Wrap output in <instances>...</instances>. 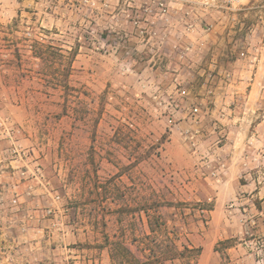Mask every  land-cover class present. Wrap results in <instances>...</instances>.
<instances>
[{"label": "rangeland", "instance_id": "obj_1", "mask_svg": "<svg viewBox=\"0 0 264 264\" xmlns=\"http://www.w3.org/2000/svg\"><path fill=\"white\" fill-rule=\"evenodd\" d=\"M0 264H264V0H0Z\"/></svg>", "mask_w": 264, "mask_h": 264}, {"label": "built area", "instance_id": "obj_2", "mask_svg": "<svg viewBox=\"0 0 264 264\" xmlns=\"http://www.w3.org/2000/svg\"><path fill=\"white\" fill-rule=\"evenodd\" d=\"M229 1H237V2H239L240 0H229ZM160 4H161V3H160ZM210 102H211V101H210ZM212 102H213V101H212ZM212 102H211V103H212ZM12 151H13L14 153H16V156H19V155H20L18 149H13ZM37 170H38V172H40V169H39V168H38Z\"/></svg>", "mask_w": 264, "mask_h": 264}, {"label": "crops", "instance_id": "obj_3", "mask_svg": "<svg viewBox=\"0 0 264 264\" xmlns=\"http://www.w3.org/2000/svg\"><path fill=\"white\" fill-rule=\"evenodd\" d=\"M239 260H241V259H239ZM239 260H238V261H239Z\"/></svg>", "mask_w": 264, "mask_h": 264}]
</instances>
